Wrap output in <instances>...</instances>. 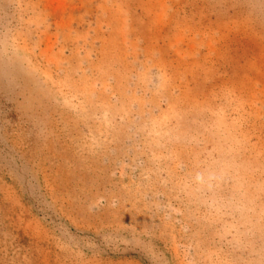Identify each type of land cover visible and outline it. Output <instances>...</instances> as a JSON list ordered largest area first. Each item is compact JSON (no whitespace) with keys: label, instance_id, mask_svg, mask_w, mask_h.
Returning a JSON list of instances; mask_svg holds the SVG:
<instances>
[{"label":"rangeland","instance_id":"1","mask_svg":"<svg viewBox=\"0 0 264 264\" xmlns=\"http://www.w3.org/2000/svg\"><path fill=\"white\" fill-rule=\"evenodd\" d=\"M0 264H264V0H0Z\"/></svg>","mask_w":264,"mask_h":264}]
</instances>
